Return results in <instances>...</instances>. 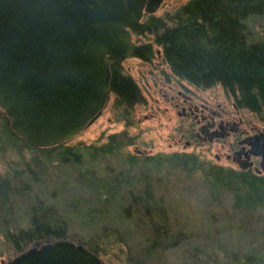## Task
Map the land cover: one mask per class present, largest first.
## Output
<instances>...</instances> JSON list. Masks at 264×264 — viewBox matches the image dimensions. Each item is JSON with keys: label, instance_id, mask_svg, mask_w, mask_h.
I'll list each match as a JSON object with an SVG mask.
<instances>
[{"label": "rangeland", "instance_id": "1", "mask_svg": "<svg viewBox=\"0 0 264 264\" xmlns=\"http://www.w3.org/2000/svg\"><path fill=\"white\" fill-rule=\"evenodd\" d=\"M189 0H163L152 14L165 17L173 14ZM145 19V14L142 21ZM249 39L264 41V18L247 20ZM133 45L152 40L131 32ZM157 51V46H154ZM124 73L138 85L143 102L134 106L130 125L112 108L114 96L102 114L66 144L77 146L82 162L79 165L61 163L55 154H40V166L35 167V180L24 175L36 193L53 202L68 224L70 235L84 242L98 245L104 264H245L248 255L259 256L264 263V212H244L231 208V198L224 194L213 197L205 186L202 174L176 176L165 169L153 171L145 158L174 152L197 155L211 164L239 170L225 157L227 145L222 141L186 145L188 134L181 139L186 119L179 114L183 96L217 111L225 120H242L245 130H264V113L256 115L237 108L221 85L196 87L172 75L160 54L152 61L130 56L121 63ZM181 93V94H179ZM0 109V130L4 117ZM182 125H184L182 127ZM3 133V131H2ZM112 134H123L124 144L115 154L98 153L90 157V146L106 144ZM120 139V137H118ZM133 141L132 144L126 142ZM12 142L2 135L0 147ZM225 143V142H224ZM16 150L0 148V174L6 175L12 185L19 187L18 178L10 170L20 168ZM26 158L30 153L21 149ZM219 156V158H216ZM134 157V164L127 163ZM147 162V163H145ZM149 189L156 198H162L160 208L146 215L144 202L131 209L124 208L131 196H143ZM11 222L5 223L6 209L0 205V264L13 257L6 243L5 231L25 217V201L13 197ZM151 216L154 221H151ZM160 227V233L157 231ZM176 236L174 242L163 236L164 228ZM158 240L151 254L144 251ZM259 261V260H258Z\"/></svg>", "mask_w": 264, "mask_h": 264}, {"label": "trees", "instance_id": "2", "mask_svg": "<svg viewBox=\"0 0 264 264\" xmlns=\"http://www.w3.org/2000/svg\"><path fill=\"white\" fill-rule=\"evenodd\" d=\"M253 17L264 18V0H189L165 17L146 13L145 19L132 26L130 31L138 36H148L152 42L134 45L132 56L150 62L160 54L170 73L178 79L202 88L221 85L237 108L260 115L264 113V41L249 39L247 20ZM154 46H157V51ZM110 72V88L114 96L112 108L120 112L126 125H130L131 112L135 105L143 102V96L136 82L124 73L121 63L110 61ZM2 135L12 142L6 148H0L16 150L22 164L20 168L10 170L18 178L19 187L12 185L6 175L0 174V205L6 209V216L2 217L5 223L11 222L13 197L25 201L24 219L5 231V240L13 255L31 246L68 239L99 256L98 245L72 237L57 206L41 198L31 183L23 178L28 175L35 180L40 154H55L61 163L81 164L79 148L66 142L48 148L29 146L12 132L6 116L2 119L0 140ZM124 140L123 134H112L106 144L89 147L90 157L98 153L115 154ZM22 148L30 153V157L21 154ZM145 161L151 164L153 171L165 169L169 174L188 177L202 174L211 195L229 196L233 210L264 212V176L214 165L187 153L157 154L145 158ZM127 163L132 166L134 157H130ZM149 185L147 181L143 196L130 197L131 203L123 210L127 216L141 201L147 216L160 208L163 199L156 198ZM163 228L162 236L169 243L174 242L176 236L169 234V228ZM160 229L157 227L159 234ZM157 246L158 240L154 239L144 251L149 255ZM258 258L248 255L245 264H264ZM131 264L144 263L135 261Z\"/></svg>", "mask_w": 264, "mask_h": 264}, {"label": "water", "instance_id": "3", "mask_svg": "<svg viewBox=\"0 0 264 264\" xmlns=\"http://www.w3.org/2000/svg\"><path fill=\"white\" fill-rule=\"evenodd\" d=\"M163 0H0V109L25 144L79 134L108 105L110 61L132 56L130 28ZM1 264H104L68 239L31 246Z\"/></svg>", "mask_w": 264, "mask_h": 264}, {"label": "flooded vegetation", "instance_id": "4", "mask_svg": "<svg viewBox=\"0 0 264 264\" xmlns=\"http://www.w3.org/2000/svg\"><path fill=\"white\" fill-rule=\"evenodd\" d=\"M181 96L184 98L179 114L187 121L184 129L182 128L181 139L186 134L190 139L185 140L186 145L192 144V141L198 143L222 141L221 147L227 145L228 150L225 157L239 170L264 176V130L242 129L241 119L235 121L218 118L220 114L217 111L206 105L194 103L188 96L183 94Z\"/></svg>", "mask_w": 264, "mask_h": 264}]
</instances>
